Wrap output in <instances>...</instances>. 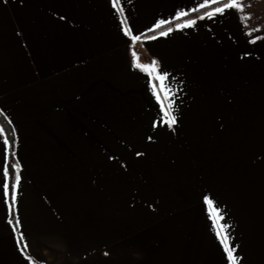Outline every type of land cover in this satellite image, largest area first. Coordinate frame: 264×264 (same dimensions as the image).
I'll use <instances>...</instances> for the list:
<instances>
[{"label": "crops", "instance_id": "crops-1", "mask_svg": "<svg viewBox=\"0 0 264 264\" xmlns=\"http://www.w3.org/2000/svg\"><path fill=\"white\" fill-rule=\"evenodd\" d=\"M239 2L150 39L205 0H0V109L20 176L14 231L0 134V264H229L206 196L239 264H264V0ZM149 60L153 75L134 67ZM119 114L135 136H116Z\"/></svg>", "mask_w": 264, "mask_h": 264}, {"label": "snow or ice", "instance_id": "snow-or-ice-1", "mask_svg": "<svg viewBox=\"0 0 264 264\" xmlns=\"http://www.w3.org/2000/svg\"><path fill=\"white\" fill-rule=\"evenodd\" d=\"M117 0H114V7L116 4ZM218 3L219 0H205L204 4H201L200 7L204 8L208 5V3ZM229 8H236V9H241V5L239 0H224L223 6L222 7H216L214 11L212 12H207L205 15H202L199 17V19H205V18H212L216 14H222L224 13L227 9ZM242 10V9H241ZM187 15V13H178V17ZM126 23V21H124ZM165 22L160 21L155 27L160 28ZM196 24V20H189L186 23L180 24L177 26L178 29L182 28H188V27H193ZM151 31V30H150ZM171 31H173L172 28H168L167 31H162L159 33L160 36H167ZM125 34L126 35H131L130 31L125 28ZM158 38L157 36H152L150 39H156ZM133 42H136L141 39L140 36H133L132 37ZM257 40L264 39V37H257ZM251 43H255L256 40L250 41ZM133 56L135 58L136 54L133 52ZM134 67L140 68L143 71H149V75H152L153 72L156 71L158 67V63L156 61H153L150 65H141L138 62L134 63ZM153 80L158 82L153 83L152 85V91L154 96L156 97L157 101L160 103L161 110L163 112V122L167 124L169 127H172L176 123V118L175 116L172 115V101H171V96L174 95L172 93L171 87L169 84H166L165 81L168 80L167 74H156L153 76ZM2 131V130H0ZM9 143L8 139L4 140V144L7 146ZM14 155V153H13ZM15 168H19V164L14 166ZM3 174L5 178L8 176V163H7V156L5 157V164H4V169H3ZM20 182V176L17 173L15 176V183L12 185V192H11V206L9 207V215H12V212L15 208L16 200H17V195H16V188L18 187ZM3 191H4V196L7 200L9 196V184L5 182L3 184ZM204 202L208 208L209 212V218L212 221V230L215 233L218 241L222 245V248L224 252L227 255V260L229 264H239L238 257L236 255L237 247L234 245L232 241V236L231 233L229 232L230 225H227L226 223H221L225 218L222 214V212L219 210L218 206L214 203L212 199L209 197L204 198ZM9 223H13V221L10 219ZM15 227L14 231L18 230L20 227V221L19 219H15L14 221ZM24 240L23 234L20 236V241L22 242ZM26 248L27 245H24Z\"/></svg>", "mask_w": 264, "mask_h": 264}, {"label": "trees", "instance_id": "trees-1", "mask_svg": "<svg viewBox=\"0 0 264 264\" xmlns=\"http://www.w3.org/2000/svg\"><path fill=\"white\" fill-rule=\"evenodd\" d=\"M224 2V1H223ZM223 2H218L215 4H212L208 7L202 8L196 12H192L190 14H187L169 24H166L165 26L161 27L158 30H155L153 32H149L145 35H143L142 37H150L154 34L159 33L162 30H165L173 25L182 23L184 21H188L192 18H195L197 16H199L202 13H205L206 11H209L210 9H213L215 7H218L220 5L223 4ZM153 61L149 60L148 61V65H150ZM153 75V73H152ZM0 134L3 138V140L8 139L9 143L6 146V156H7V163H8V176L6 177V182L9 184V196H8V203L11 206V192H12V185L15 183V176L18 172V169L15 168L14 166L18 164V161L16 159V135H15V131L10 123V121L7 119V117L5 116V114L2 112V110L0 109ZM14 153V155H13ZM10 219L13 221L12 224H14V218L11 215Z\"/></svg>", "mask_w": 264, "mask_h": 264}, {"label": "rangeland", "instance_id": "rangeland-1", "mask_svg": "<svg viewBox=\"0 0 264 264\" xmlns=\"http://www.w3.org/2000/svg\"><path fill=\"white\" fill-rule=\"evenodd\" d=\"M117 121H120V127H118V128H116V129H118L117 130V134H116V136L118 137V136H124V134L125 135H127V136H130V137H133V136H135L136 135V133L137 132H135L136 130L134 129L133 131H132V133L131 134H129L128 135V133H129V131L127 132V129L124 127V123L126 122V119L125 118H123L122 117V114H119V118L117 119ZM124 122V123H123ZM137 124V123H136ZM133 128V127H132ZM117 141V140H116ZM119 141V140H118ZM117 141V142H118ZM115 141H112V143H114ZM91 145V144H90ZM86 146V150H87V148H88V146L89 145H85ZM115 146H118V145H115ZM107 200V199H106ZM69 202H71V200L69 201Z\"/></svg>", "mask_w": 264, "mask_h": 264}]
</instances>
